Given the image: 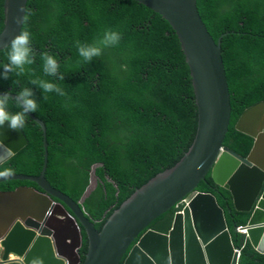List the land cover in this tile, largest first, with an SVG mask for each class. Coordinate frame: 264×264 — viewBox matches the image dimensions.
I'll return each instance as SVG.
<instances>
[{
  "label": "trees",
  "instance_id": "obj_1",
  "mask_svg": "<svg viewBox=\"0 0 264 264\" xmlns=\"http://www.w3.org/2000/svg\"><path fill=\"white\" fill-rule=\"evenodd\" d=\"M196 7L213 40H220L231 100L224 146L246 158L254 139L236 125L246 110L264 103V0H197ZM105 28L121 32L119 44L83 62L74 42H92ZM3 29L0 0V34ZM23 30L31 33L34 63L24 74L0 80V92L12 89L14 96L23 87L33 88L38 106L30 114L46 127V179L78 202L93 173L95 185L80 206L100 231L122 202L175 166L195 139L198 111L184 53L167 22L131 0H28ZM6 51L0 52V64ZM40 52L57 58L63 80L43 74ZM31 78L56 83L65 95L49 92L42 98ZM9 107L15 111L13 104ZM21 130L27 145L0 169L38 176L44 165L43 131L29 116ZM21 186L41 191L35 183L16 180L1 182L0 191ZM197 191L213 194L224 210L233 245L240 249V264H264V254L235 230L245 226L251 214L237 211L230 192L216 185L210 173ZM182 209V204L172 208L149 228L168 233ZM59 213L58 208L52 211L49 221L63 233L70 251L76 228ZM80 232L81 264L87 238L82 228Z\"/></svg>",
  "mask_w": 264,
  "mask_h": 264
},
{
  "label": "water",
  "instance_id": "obj_2",
  "mask_svg": "<svg viewBox=\"0 0 264 264\" xmlns=\"http://www.w3.org/2000/svg\"><path fill=\"white\" fill-rule=\"evenodd\" d=\"M131 1L160 16L178 39L190 70L198 111L195 139L175 166L136 189L97 231L80 206L88 187L74 202L46 179V127L29 113L43 131L42 172L38 176L13 174L0 179V183L29 181L41 191L27 186L0 191V264H32L35 258L40 264H80V228L87 238L81 264H121L122 260V264H240V249L233 245L224 210L213 194L197 191L209 173L216 185L230 192L237 211L251 214L246 224L247 238L257 252L264 254V127L253 131L242 128L244 122L256 121L264 103L246 110L236 125L237 131L254 139L249 155L244 158L225 147L231 120L229 86L220 40L216 43L209 34L196 7L197 0ZM27 3L4 0L0 52L22 31ZM3 145L11 151L0 159V165L20 152L27 139L21 129L10 130L5 125L0 127ZM186 201L175 213L168 233L149 228L158 217ZM56 208L76 228L70 251L63 233L49 225Z\"/></svg>",
  "mask_w": 264,
  "mask_h": 264
},
{
  "label": "clouds",
  "instance_id": "obj_3",
  "mask_svg": "<svg viewBox=\"0 0 264 264\" xmlns=\"http://www.w3.org/2000/svg\"><path fill=\"white\" fill-rule=\"evenodd\" d=\"M121 32L112 28H105L96 39L89 43L75 41L78 56L87 63L95 57L101 56L105 49L115 47L121 40ZM36 52L31 45V33L27 30L20 31L15 35L7 46L5 62L0 64V80H8L11 74L17 76L24 74L26 66L34 63ZM41 71L45 76L55 77L63 80L64 76L58 71L59 63L57 58L47 52H40ZM31 71V69H28ZM29 83L35 86L44 94L54 92L59 96H64V90L56 83L41 78H31ZM12 89L0 92V127L7 125L10 130L22 129L25 125L29 113H34L37 109V100L32 87H23L15 91L14 97L10 95ZM15 106V111L9 105ZM11 150L3 145L0 146V159L7 157ZM13 175L11 168L0 169V179H7ZM32 264H40L39 258H35Z\"/></svg>",
  "mask_w": 264,
  "mask_h": 264
},
{
  "label": "bare ground",
  "instance_id": "obj_4",
  "mask_svg": "<svg viewBox=\"0 0 264 264\" xmlns=\"http://www.w3.org/2000/svg\"><path fill=\"white\" fill-rule=\"evenodd\" d=\"M255 118H256L255 122H244L242 124V128L246 129L248 131L263 129V127H264V110L258 111V114L256 115ZM186 203H187V201L184 202L183 207L186 205Z\"/></svg>",
  "mask_w": 264,
  "mask_h": 264
},
{
  "label": "rangeland",
  "instance_id": "obj_5",
  "mask_svg": "<svg viewBox=\"0 0 264 264\" xmlns=\"http://www.w3.org/2000/svg\"><path fill=\"white\" fill-rule=\"evenodd\" d=\"M90 182H89V186H88V191H90L93 187H94V185H95V177L93 176V174L92 173H90V180H89ZM60 214V213H59ZM63 218H60L59 220H62ZM52 222H53V220L51 219L50 221H49V225L51 226V224H52Z\"/></svg>",
  "mask_w": 264,
  "mask_h": 264
},
{
  "label": "built area",
  "instance_id": "obj_6",
  "mask_svg": "<svg viewBox=\"0 0 264 264\" xmlns=\"http://www.w3.org/2000/svg\"><path fill=\"white\" fill-rule=\"evenodd\" d=\"M184 203H182V205H183ZM248 228H247V226L245 225V226H240V227H237V232L238 233H240V234H243V235H245L246 237H247V232H248V230H247Z\"/></svg>",
  "mask_w": 264,
  "mask_h": 264
}]
</instances>
